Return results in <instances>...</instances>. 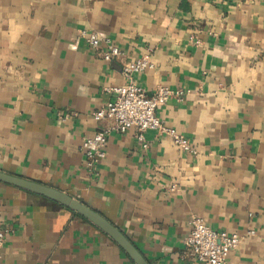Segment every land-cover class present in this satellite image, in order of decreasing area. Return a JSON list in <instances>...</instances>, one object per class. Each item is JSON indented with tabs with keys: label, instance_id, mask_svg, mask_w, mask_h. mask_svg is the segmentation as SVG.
Returning <instances> with one entry per match:
<instances>
[{
	"label": "crops",
	"instance_id": "crops-1",
	"mask_svg": "<svg viewBox=\"0 0 264 264\" xmlns=\"http://www.w3.org/2000/svg\"><path fill=\"white\" fill-rule=\"evenodd\" d=\"M82 31L118 47L111 63ZM152 96L182 90L156 114L196 154L157 131L113 132L88 168L84 138L109 125L124 63ZM0 171L87 205L149 264H198L191 220L237 233L227 264H264V0H0ZM0 264H135L107 234L45 196L0 182Z\"/></svg>",
	"mask_w": 264,
	"mask_h": 264
},
{
	"label": "built area",
	"instance_id": "built-area-1",
	"mask_svg": "<svg viewBox=\"0 0 264 264\" xmlns=\"http://www.w3.org/2000/svg\"><path fill=\"white\" fill-rule=\"evenodd\" d=\"M81 36L94 50L100 49L102 43L105 44L103 59L107 63L122 56L118 47L102 38L97 32L82 31ZM153 68L154 63L150 54L124 63L122 67L124 83L112 90L115 98L93 113L97 122L106 120L109 125L99 128L95 134L84 138L81 145L88 168H93L107 157V143L111 133H125L132 128L136 130L137 140L142 143L143 149L148 148L145 133L154 130L169 136L183 151L190 154L197 153L184 136L167 127L156 114L158 108L164 106L171 98L181 97L185 92L159 86L155 93L149 96L142 87L135 83L136 74ZM7 234L8 230L0 225V257ZM240 241L239 234L215 231L202 218L195 217L191 220V231L184 241V246L186 253L192 256L198 264H227L229 253L238 247Z\"/></svg>",
	"mask_w": 264,
	"mask_h": 264
},
{
	"label": "water",
	"instance_id": "water-1",
	"mask_svg": "<svg viewBox=\"0 0 264 264\" xmlns=\"http://www.w3.org/2000/svg\"><path fill=\"white\" fill-rule=\"evenodd\" d=\"M0 182L45 196L51 200H54L60 205L75 211L97 226L111 239H113L126 252V254L135 264H149L143 255L121 231H119L102 215L87 205L81 203L77 199L72 198L68 194L37 182L4 173L2 171H0Z\"/></svg>",
	"mask_w": 264,
	"mask_h": 264
}]
</instances>
